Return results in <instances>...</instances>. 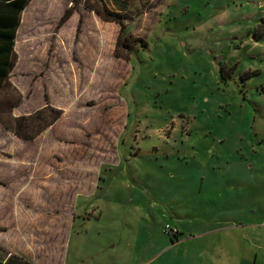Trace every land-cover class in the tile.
Listing matches in <instances>:
<instances>
[{"label":"rangeland","instance_id":"obj_1","mask_svg":"<svg viewBox=\"0 0 264 264\" xmlns=\"http://www.w3.org/2000/svg\"><path fill=\"white\" fill-rule=\"evenodd\" d=\"M104 1L126 43L99 0L22 13L12 115L64 112L34 140L0 121V264H264V9Z\"/></svg>","mask_w":264,"mask_h":264},{"label":"trees","instance_id":"obj_2","mask_svg":"<svg viewBox=\"0 0 264 264\" xmlns=\"http://www.w3.org/2000/svg\"><path fill=\"white\" fill-rule=\"evenodd\" d=\"M31 0H0V121L16 136L24 140H34L46 129L55 124L63 115V110L52 105L46 95V104L27 114L13 116V110L23 101L22 92L11 82L10 76L17 60L16 38L21 23V16ZM99 6H91L102 18L121 25L123 42L129 39L128 29L124 24L125 13L111 9L104 0H99ZM74 7L66 10L60 19L65 23L72 15ZM82 18L80 24L82 23ZM128 35V36H127ZM140 44L143 39H136ZM173 238H180V232L173 234ZM14 257L6 258L4 264H25L14 262Z\"/></svg>","mask_w":264,"mask_h":264},{"label":"crops","instance_id":"obj_3","mask_svg":"<svg viewBox=\"0 0 264 264\" xmlns=\"http://www.w3.org/2000/svg\"><path fill=\"white\" fill-rule=\"evenodd\" d=\"M257 3H258V6L259 7H261L262 9H264V0H257ZM261 18H264V15L261 17ZM260 21V20H259ZM177 229H178V227H176ZM229 228H234V226H232V227H229ZM219 229H216L215 231H218ZM228 229H223V231L224 232H226V233H228V234H230V232H237V231H227ZM231 230V229H230ZM178 232H180L179 231V229H178ZM180 235H181V232H180ZM15 263H19V261H14Z\"/></svg>","mask_w":264,"mask_h":264},{"label":"built area","instance_id":"obj_4","mask_svg":"<svg viewBox=\"0 0 264 264\" xmlns=\"http://www.w3.org/2000/svg\"><path fill=\"white\" fill-rule=\"evenodd\" d=\"M168 229H170V231L175 234V233H178V229L176 227H174L173 229L171 228L170 225L167 226Z\"/></svg>","mask_w":264,"mask_h":264}]
</instances>
